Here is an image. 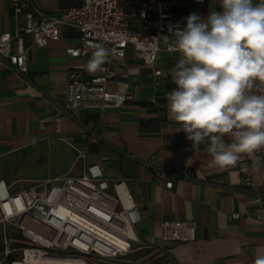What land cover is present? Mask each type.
<instances>
[{
  "label": "crops",
  "instance_id": "obj_1",
  "mask_svg": "<svg viewBox=\"0 0 264 264\" xmlns=\"http://www.w3.org/2000/svg\"><path fill=\"white\" fill-rule=\"evenodd\" d=\"M33 1L44 12L81 2ZM188 3L189 0L173 2L179 8ZM213 8L221 10L219 0L196 4L194 12L207 17ZM185 14L186 10L180 9L173 15L181 22ZM25 21V12L16 13L12 0H0V31L15 35ZM79 36L74 27L62 25L59 39L46 46H34L26 37L25 74L0 61V158L59 141L60 136L77 145L89 140L88 152L91 158L102 161L106 176L126 179L141 213L138 236L165 253L168 262L253 264L258 254H264V183L255 161L242 155L238 164L244 169H221L210 166L211 155L204 145L193 148L180 125L169 118L166 94L175 88L171 69L177 59L172 60L171 54L164 51L156 63L163 71L159 78L135 57L131 44L124 58H116L115 70L130 73L129 87L111 81L107 88L134 95L121 108L65 112L70 70L80 69L86 77L93 75L86 70L92 53L85 57L68 53L77 45ZM56 117L61 119L60 131ZM64 174L66 169L56 176ZM246 176L253 178L256 190L243 184ZM166 179L174 181L172 188L165 187ZM166 219L193 225L194 238L164 240L162 223Z\"/></svg>",
  "mask_w": 264,
  "mask_h": 264
},
{
  "label": "built area",
  "instance_id": "obj_2",
  "mask_svg": "<svg viewBox=\"0 0 264 264\" xmlns=\"http://www.w3.org/2000/svg\"><path fill=\"white\" fill-rule=\"evenodd\" d=\"M206 0H189L188 10L194 12L196 4ZM259 0H254V3ZM16 13L25 12L26 21L21 30L12 35L0 31V61L25 74L27 66L26 37L34 46H46L60 37L61 26L70 25L80 34L77 45L68 50L72 57H85L102 44L109 53L102 70L86 77L80 69H71L68 75L63 110H105L121 108L134 95L130 92L110 91L111 81L122 82L129 87V72L118 73L116 58H124L128 45L134 46L135 57L159 78L163 71L156 67L158 55L169 54V44L174 36L170 25L183 28L184 21L163 9L162 0H81L80 4L55 12H44L33 0H12ZM252 91L264 94V85L255 82ZM60 131V117L55 118ZM60 140L69 144L77 153L76 162L84 163L80 175L69 173L36 180L32 185L11 191L13 183L0 179V233L8 257L20 251L24 261L28 252L62 258L117 257L127 255L153 245L140 239L136 228L141 213L126 179H110L106 176L100 159L91 158L89 140L77 145L63 136ZM255 162L264 183V148L257 151ZM240 170L238 163L228 168ZM161 177L166 178L161 173ZM243 184L257 189L251 176ZM174 181L166 179L165 187L172 188ZM235 216H238L235 214ZM164 240H190L194 238V226L183 220L166 219L162 223ZM8 230L15 231L23 245L11 247ZM71 250L69 253H53L52 250ZM167 264H173L169 261Z\"/></svg>",
  "mask_w": 264,
  "mask_h": 264
},
{
  "label": "clouds",
  "instance_id": "obj_3",
  "mask_svg": "<svg viewBox=\"0 0 264 264\" xmlns=\"http://www.w3.org/2000/svg\"><path fill=\"white\" fill-rule=\"evenodd\" d=\"M202 2V0H198ZM220 11L189 14L186 25H170V53H179L167 95L169 118L180 125L193 148L204 145L210 166L235 167L242 155L259 163L264 148V0H219ZM98 44L86 63L94 74L108 60ZM227 137V140L225 139ZM227 141V142H226ZM253 264H264L258 254Z\"/></svg>",
  "mask_w": 264,
  "mask_h": 264
},
{
  "label": "rangeland",
  "instance_id": "obj_4",
  "mask_svg": "<svg viewBox=\"0 0 264 264\" xmlns=\"http://www.w3.org/2000/svg\"><path fill=\"white\" fill-rule=\"evenodd\" d=\"M77 153L68 146L62 144L60 140L50 141L45 145L40 144L35 148H26L18 152H11L0 158V179L13 183L11 191H18L26 186L32 185L36 180L47 177H54L63 172L64 169L70 174H80L83 171L84 163L76 162ZM1 235V233H0ZM16 235V245H23L28 241L15 231L8 230V237ZM2 237V236H1ZM53 253H69L71 250L62 251L53 249ZM15 260H22L20 251L16 252ZM89 258L87 264H98L94 260L95 254L85 255ZM14 260H9L4 251L0 252V264H11ZM160 264H166L162 261Z\"/></svg>",
  "mask_w": 264,
  "mask_h": 264
},
{
  "label": "trees",
  "instance_id": "obj_5",
  "mask_svg": "<svg viewBox=\"0 0 264 264\" xmlns=\"http://www.w3.org/2000/svg\"><path fill=\"white\" fill-rule=\"evenodd\" d=\"M174 1H177V0H162L163 9L172 14H175V11L177 10L185 9L186 10V14L184 17V20H185L187 16L190 14L188 7H185V8L176 7L173 4ZM178 57H179V54H176V55L171 54L170 56L172 60L178 59ZM9 244L11 247L16 246V235H13L11 238H9ZM4 250H5V245L0 235V252H3ZM14 254L15 253L9 254L8 259L15 260L16 255ZM94 260L98 264H160L162 261H165L166 264L168 263L165 253L157 249H154L152 247H147V248H143L140 250H136V251H133L123 256L110 257V258L99 256V257H96Z\"/></svg>",
  "mask_w": 264,
  "mask_h": 264
},
{
  "label": "bare ground",
  "instance_id": "obj_6",
  "mask_svg": "<svg viewBox=\"0 0 264 264\" xmlns=\"http://www.w3.org/2000/svg\"><path fill=\"white\" fill-rule=\"evenodd\" d=\"M19 264H87V262L83 258L52 257L28 252L24 261Z\"/></svg>",
  "mask_w": 264,
  "mask_h": 264
}]
</instances>
